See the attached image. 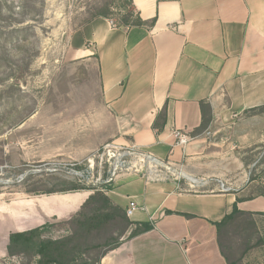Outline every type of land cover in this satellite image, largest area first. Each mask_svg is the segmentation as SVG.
<instances>
[{
  "label": "crops",
  "instance_id": "crops-1",
  "mask_svg": "<svg viewBox=\"0 0 264 264\" xmlns=\"http://www.w3.org/2000/svg\"><path fill=\"white\" fill-rule=\"evenodd\" d=\"M133 7L154 26L125 30L99 17L73 33L75 58L60 74L80 69L85 85L73 94L88 104L83 114L75 108L73 117L45 120V161L84 163L113 144L136 146L170 169L155 179L123 172L104 184L125 211L137 201L133 223L154 228L128 239L133 226L101 264H227L216 223L250 196L257 169L245 155L264 153V112L252 113L264 108V0H133ZM202 104L212 112L210 136L195 133ZM175 130L193 138L186 148ZM91 193L0 195V262L16 261L8 256L11 233L71 219ZM237 206L258 214L263 228L264 197Z\"/></svg>",
  "mask_w": 264,
  "mask_h": 264
},
{
  "label": "rangeland",
  "instance_id": "rangeland-1",
  "mask_svg": "<svg viewBox=\"0 0 264 264\" xmlns=\"http://www.w3.org/2000/svg\"><path fill=\"white\" fill-rule=\"evenodd\" d=\"M106 3L119 14L118 0H0V195L9 197L32 188L44 191L53 183L72 180L92 187L89 178L82 179L84 163L76 168L80 173L74 174L63 166L68 161H45V120L58 121L61 112L73 117L75 108L83 114L88 101H78L73 91L85 85L86 76L80 69L69 77L60 70L75 58L70 50L73 33ZM8 5H13L11 12ZM245 158L257 169L247 195H256L264 186L263 149ZM107 170L106 166L105 178ZM92 174L95 181L97 174ZM258 228L264 238V226ZM63 235L55 230L46 233L53 239ZM14 260L12 264H20ZM244 264H264V243L245 256Z\"/></svg>",
  "mask_w": 264,
  "mask_h": 264
},
{
  "label": "trees",
  "instance_id": "trees-1",
  "mask_svg": "<svg viewBox=\"0 0 264 264\" xmlns=\"http://www.w3.org/2000/svg\"><path fill=\"white\" fill-rule=\"evenodd\" d=\"M118 2L119 14L115 15L112 5L106 3L103 7L96 8V13L88 22L99 17L107 19L116 17L117 27L125 30L132 27L151 28L154 26L155 20L145 21L136 12L133 0H118ZM7 7L11 12L13 5ZM16 80L18 81V79ZM263 112L264 108L252 110V113L255 114ZM166 117L167 109L164 107L155 122V128L158 131L164 129ZM211 120V109L207 110L202 104V123L195 133L199 134L205 131ZM85 190L92 191V193L71 219L52 221L28 231L11 233L7 248L9 258L19 259L20 264H101V260L108 252L121 245L133 226L135 228L128 239L154 228L150 222L133 223L128 218L126 211L113 202L102 186H85L72 180L71 182L53 183L44 191L32 188L27 189L24 193L37 196ZM254 196L264 197V186L259 188V193L256 195L251 194L248 198H238L237 203L253 199ZM237 203L229 215L216 223L218 245L227 264H244L245 256L252 249L264 243L256 220L258 214L241 211ZM50 230L68 232V234L53 239L46 236Z\"/></svg>",
  "mask_w": 264,
  "mask_h": 264
},
{
  "label": "built area",
  "instance_id": "built-area-1",
  "mask_svg": "<svg viewBox=\"0 0 264 264\" xmlns=\"http://www.w3.org/2000/svg\"><path fill=\"white\" fill-rule=\"evenodd\" d=\"M110 24L113 27H117V23L113 19H110ZM204 134L206 136L211 135L208 130L205 131ZM174 136L177 139V144L183 148H186L193 140L189 134L179 130L174 131ZM103 148L104 151H98L93 157L84 162L87 169L83 171V174L81 173L83 175L82 179L89 178L90 183L93 185H102L103 183L113 181L114 178H118L123 172H131L133 168L134 170H132V172L134 174L146 175L145 172L147 171V173H150V176H148L150 179L159 178L161 168H165L167 171L170 170L163 161L140 151L136 146L124 148L108 144ZM82 164L83 163L66 162L63 166L71 170V172H74V174H79L80 172L77 171L76 168L81 167ZM106 166L108 167L107 172L110 174V178L104 180L103 173ZM93 172L97 174L95 181H93L95 178L92 174ZM90 174H92L91 177ZM85 175H87V177H85ZM220 190L227 193L230 191V187L226 186L225 183H221ZM138 208L139 205L136 200H131L129 202L126 209V214L129 219L135 216Z\"/></svg>",
  "mask_w": 264,
  "mask_h": 264
}]
</instances>
